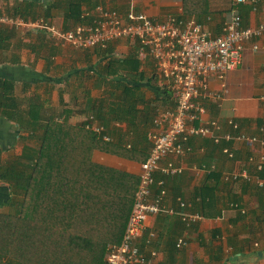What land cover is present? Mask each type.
<instances>
[{
	"label": "crops",
	"instance_id": "crops-1",
	"mask_svg": "<svg viewBox=\"0 0 264 264\" xmlns=\"http://www.w3.org/2000/svg\"><path fill=\"white\" fill-rule=\"evenodd\" d=\"M133 1L136 11L158 19H164L171 13L181 14L184 7L183 0ZM98 4L127 13L131 0H0V15H11L16 7H30L34 18L44 17L61 28L69 29L79 22L78 18L83 13L92 12ZM210 5L215 9L211 26L219 31L232 12L233 1L211 0ZM250 8L248 5H238L244 25H256L264 20V3L257 11ZM14 27L10 35L0 37L5 44L0 48V75L15 79L17 95L38 96L54 112L59 115L63 113L61 119H66V109L70 112L69 121L85 122L89 116H93L90 114L97 109L99 99L109 95V91L121 96L124 85L114 87L109 83L120 72L131 71L134 74L140 68L151 75L155 70L152 66L155 62L148 60L149 57L147 60L140 59L138 66L134 62L121 63L128 60L135 49V42L129 39L112 42L111 52L104 48L86 50L57 44L43 30ZM260 41L264 42V36ZM244 52L243 63L225 78L228 92L220 100L201 97V101L207 108L204 119L219 120L223 131L230 130L228 121L234 119L238 120L241 131L255 135L260 133V127L264 124V49L254 51L249 42ZM111 58H117L119 63L109 65ZM130 80L120 84L129 83ZM163 82L167 84L166 80ZM208 82L211 91H221V80L217 77L210 76ZM136 83L138 86L134 88L129 83L130 88H137L139 92L144 90L147 99V102L139 103L138 108L145 109L147 103L149 106L155 103V94L146 85V79H138ZM112 100H115L114 97L102 105L103 114L110 118L109 127L128 130L129 115L123 116L122 120L111 118ZM159 107V111L165 108L164 105ZM95 122L102 124V121ZM154 127L155 124L151 129ZM189 143L192 147L190 152L183 156H170L161 163L165 167L168 161H173L183 168L182 172L174 175L162 170L157 172V181L163 182L167 191L165 203L174 209L179 208L178 198H182L190 206V211L196 210L195 202L201 201V186L208 182L215 184L213 179H209L212 168L221 171L222 175L225 171L247 167L251 174L264 179L254 165L247 162L252 152L264 151L258 144L234 141L230 146L235 149L236 157L230 159L209 137L193 136ZM93 159L136 175L141 171L142 161L105 151L94 150ZM218 180L214 197L218 202L215 210L222 208L220 215L214 216L212 213L211 216H203L201 221L191 226L185 224L178 213L164 212L148 217V231L138 241L149 259L146 264H264V186H259L255 180L234 182L225 181L222 177ZM232 203H238L245 213L231 206ZM150 231H154L155 236L148 243ZM181 237H186L188 244L178 247Z\"/></svg>",
	"mask_w": 264,
	"mask_h": 264
},
{
	"label": "trees",
	"instance_id": "trees-1",
	"mask_svg": "<svg viewBox=\"0 0 264 264\" xmlns=\"http://www.w3.org/2000/svg\"><path fill=\"white\" fill-rule=\"evenodd\" d=\"M183 2L185 16L204 20L214 14L211 0ZM88 13L92 12L83 13L77 24L91 19ZM11 15L37 19L30 7H16ZM14 28L0 25V37L10 35ZM111 43L104 49L111 52ZM4 46L0 41V48ZM138 52L135 43L131 57L121 63L134 62L138 66ZM148 60L155 62L152 57ZM118 61L111 58L108 63L114 65ZM152 66L155 70L151 75L139 68L134 74L120 72L110 79L114 87L124 85L125 90L121 96L109 91L90 114L102 121L111 136L109 140H104V133L96 132L87 121H69L70 112L66 109V119H61L63 113L54 112L38 96L17 95L15 79L0 75V264H107L108 245L120 242L124 235L140 176L95 161L93 152L101 150L142 162L147 159L152 146L149 132L159 106L175 105L173 93L158 74L156 62ZM129 79L133 88L138 86V79H146V85L155 94V103L139 109L138 104L147 99L144 90L139 92L137 88L132 90L129 83L120 84ZM111 97L115 99L111 101V118L122 120L129 115L128 130L109 127L110 118L103 114L102 105ZM262 128L264 124L255 135L259 136ZM212 142L221 152L232 144L226 140L217 143L212 139ZM20 145L21 151L12 158L3 155ZM220 172L210 170L209 179L215 184L208 182L201 186V201L195 202L196 210L192 212L203 216L221 214V207L215 210L218 202L214 197L218 178L222 177ZM260 175L264 177V171ZM155 179L153 190L160 192L163 187L157 185V173ZM237 209L241 211L239 204Z\"/></svg>",
	"mask_w": 264,
	"mask_h": 264
},
{
	"label": "built area",
	"instance_id": "built-area-1",
	"mask_svg": "<svg viewBox=\"0 0 264 264\" xmlns=\"http://www.w3.org/2000/svg\"><path fill=\"white\" fill-rule=\"evenodd\" d=\"M234 7L231 16L215 32L211 24L213 18L209 15L200 20L195 16L169 14L164 19L149 16L135 10L131 0L130 9L122 13L116 9L98 4L86 22L70 29H64L46 19L25 20L20 16L0 15V24H7L29 29L43 30L57 44L70 45L77 49L102 47L107 48L111 42L129 39L139 46V58L147 60L152 57L156 62L158 74L167 81L174 96L175 105L159 111L154 120L155 127L149 132L152 146L147 159L141 164L139 186L135 192L133 207L126 224L124 235L120 242L108 245L107 264H146L149 262L141 250L138 241L148 231L147 219L150 215L159 213H178L191 226L203 219L199 212L189 210V205L178 198L179 208L168 206L165 201L167 191L163 187L160 192L153 190L155 174L162 170L168 175L183 171L181 166L168 161L162 167V161L170 156H183L192 150L190 137L201 136L212 138L215 142L243 141L250 145L259 144L264 148V128L258 135H249L240 129V124L230 119V130L223 131L222 124L217 119H204L207 112L201 97H211L220 100L228 92L225 82L227 74L238 68L244 59V51L248 43L254 51L263 50L264 20L256 25H244L238 5H248L253 11L264 0H232ZM215 76L221 80V91H211L208 78ZM264 100V96L262 97ZM264 103V102H263ZM88 126L96 132H103V139L111 136L103 125L96 123L94 116L86 120ZM234 130H239L234 133ZM223 152L230 159H235L236 152L232 146H225ZM248 164L254 165L260 174L264 171V151L252 152L248 156ZM225 181H253L264 186V179L253 175L247 167L225 171L222 174ZM231 206L237 208L238 203ZM242 212L245 209L241 208ZM155 236L154 231L148 233L147 242ZM188 244L186 237L178 240V247Z\"/></svg>",
	"mask_w": 264,
	"mask_h": 264
},
{
	"label": "rangeland",
	"instance_id": "rangeland-1",
	"mask_svg": "<svg viewBox=\"0 0 264 264\" xmlns=\"http://www.w3.org/2000/svg\"><path fill=\"white\" fill-rule=\"evenodd\" d=\"M211 14H213V13H211ZM231 12H230V16H231ZM229 16V17H230ZM215 17V15L213 14L212 15V18H214ZM243 61H244V59H243ZM20 147H21V145L19 146V147H16V148H14V149H10V151L8 150V151H6L3 155L5 156V157H7V156H9L10 158H12V156L15 154V153H19L20 152ZM5 210H8V208H5Z\"/></svg>",
	"mask_w": 264,
	"mask_h": 264
},
{
	"label": "water",
	"instance_id": "water-1",
	"mask_svg": "<svg viewBox=\"0 0 264 264\" xmlns=\"http://www.w3.org/2000/svg\"><path fill=\"white\" fill-rule=\"evenodd\" d=\"M260 254L262 255V252H260Z\"/></svg>",
	"mask_w": 264,
	"mask_h": 264
}]
</instances>
